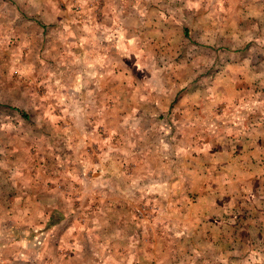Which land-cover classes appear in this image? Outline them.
<instances>
[{
  "label": "rangeland",
  "instance_id": "obj_1",
  "mask_svg": "<svg viewBox=\"0 0 264 264\" xmlns=\"http://www.w3.org/2000/svg\"><path fill=\"white\" fill-rule=\"evenodd\" d=\"M0 264H264V0H0Z\"/></svg>",
  "mask_w": 264,
  "mask_h": 264
}]
</instances>
